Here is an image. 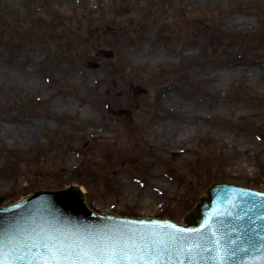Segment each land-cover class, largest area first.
<instances>
[{
    "label": "rangeland",
    "instance_id": "obj_1",
    "mask_svg": "<svg viewBox=\"0 0 264 264\" xmlns=\"http://www.w3.org/2000/svg\"><path fill=\"white\" fill-rule=\"evenodd\" d=\"M216 181L264 189V0H0V204L185 222Z\"/></svg>",
    "mask_w": 264,
    "mask_h": 264
},
{
    "label": "water",
    "instance_id": "obj_2",
    "mask_svg": "<svg viewBox=\"0 0 264 264\" xmlns=\"http://www.w3.org/2000/svg\"><path fill=\"white\" fill-rule=\"evenodd\" d=\"M186 222L96 213L79 185L39 189L0 206V264H264V190L215 182Z\"/></svg>",
    "mask_w": 264,
    "mask_h": 264
},
{
    "label": "bare ground",
    "instance_id": "obj_3",
    "mask_svg": "<svg viewBox=\"0 0 264 264\" xmlns=\"http://www.w3.org/2000/svg\"><path fill=\"white\" fill-rule=\"evenodd\" d=\"M160 59V58H159ZM238 64V63H236ZM246 65V63H241L238 68H244ZM250 71L252 72V75H255V71L251 68ZM79 97L84 100L83 96L81 94H79ZM182 119H187L185 117H182ZM188 122H184V126L181 127H175L172 131L171 135V141L173 144H186L188 141H190L192 139V133L191 130L189 128L186 129V124ZM155 128L157 129V132L159 134L163 133L165 131V129L162 127L161 124H158L157 126H155ZM27 131H30V128H26ZM174 133V134H173ZM173 134V135H172ZM76 157V156H75ZM239 170L242 169V166H239L238 168ZM82 189V187H80ZM83 191V190H82ZM84 192V191H83Z\"/></svg>",
    "mask_w": 264,
    "mask_h": 264
},
{
    "label": "snow or ice",
    "instance_id": "obj_4",
    "mask_svg": "<svg viewBox=\"0 0 264 264\" xmlns=\"http://www.w3.org/2000/svg\"><path fill=\"white\" fill-rule=\"evenodd\" d=\"M97 251L101 253V260H103V250L98 248ZM97 264H99V261L97 262Z\"/></svg>",
    "mask_w": 264,
    "mask_h": 264
}]
</instances>
